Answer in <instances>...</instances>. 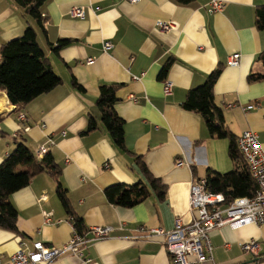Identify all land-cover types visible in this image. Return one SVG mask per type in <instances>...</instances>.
<instances>
[{"label":"crops","instance_id":"0c3cea01","mask_svg":"<svg viewBox=\"0 0 264 264\" xmlns=\"http://www.w3.org/2000/svg\"><path fill=\"white\" fill-rule=\"evenodd\" d=\"M212 1L47 0L41 7L45 16L41 29L13 0H0V48L31 25L61 79V85L25 105L11 104L0 91V163L15 142L34 155L51 140L49 154L73 214L59 203L51 174L33 177L10 196L20 234L0 229V256L8 258L20 243L61 247L71 238L74 218H79L83 232L104 226L112 232L86 245L83 258L64 255L50 264H171L161 237H141L136 230L170 231L176 219L192 222L196 217L188 209L192 182L205 178L208 170L224 174L233 168L229 141L210 136L202 117L182 108L188 90L219 68L213 99L225 128L235 139L247 130L256 133L264 150V78L247 82L250 74L264 76L258 60L264 52V30L255 26L264 0H217L222 9L209 13ZM73 6L83 9L82 19L70 17ZM157 22L174 28L161 31ZM60 40L68 43L55 53L52 49ZM104 42L112 45L110 50H103ZM237 53L238 65L228 66V57ZM87 59L92 62L86 64ZM169 59L173 63L162 74ZM164 80L173 85L170 95L163 94ZM103 85L117 86L114 108L124 122L126 151L114 146L101 125L96 101ZM89 118L97 127L85 132ZM137 158L165 186L164 198L151 191L130 208L109 204L107 187L145 182ZM42 195L46 199L39 201ZM46 213H51L49 222ZM208 236L212 259L202 264H264V224L224 225ZM250 240L259 244L258 257L241 250L240 245Z\"/></svg>","mask_w":264,"mask_h":264},{"label":"trees","instance_id":"16d2710c","mask_svg":"<svg viewBox=\"0 0 264 264\" xmlns=\"http://www.w3.org/2000/svg\"><path fill=\"white\" fill-rule=\"evenodd\" d=\"M13 1L27 18L31 19L39 28L44 29L45 16L42 15L41 7L47 0ZM176 1L190 2V0ZM255 26L260 31L264 30V9L256 12ZM67 43V40H60L57 47L52 50L57 53ZM258 60L264 65V52L258 55ZM172 63L173 59H169L164 64L161 73L163 74ZM220 72L219 68L212 71L200 86L188 90L182 108L199 114L204 120L210 136L229 141L228 155L233 163V168L224 174L208 170L205 179L209 191L222 193L226 202L230 203L238 197H252L256 185L237 149L235 137L224 126L221 109L214 103L213 87ZM263 78L264 76L261 74H250L247 77V82L259 81ZM59 85H61V79L52 71L49 61L37 43L35 29L31 25L26 26L20 38L7 42L0 48V91L6 94L11 104L25 105ZM72 85L82 90L76 82L72 81ZM116 89V85L101 86L96 107L101 125L114 146L120 151H126L124 122L114 108ZM96 127L95 120L89 118L85 132L93 131ZM14 145L13 150L0 163V229L20 234L15 225L17 211L10 201V196L26 187L33 177L42 173H49L55 178V195L68 215H73L66 191L58 180L59 171L52 156L47 154L41 160H37L22 142H15ZM136 161L145 182L119 183L107 187L104 190V195L109 204L130 208L150 196L152 192L159 199L164 198L165 186L149 173L139 158ZM74 227L80 234L85 232H83L82 222L79 218H74Z\"/></svg>","mask_w":264,"mask_h":264},{"label":"built area","instance_id":"2783aa9c","mask_svg":"<svg viewBox=\"0 0 264 264\" xmlns=\"http://www.w3.org/2000/svg\"><path fill=\"white\" fill-rule=\"evenodd\" d=\"M127 1L136 3L139 0ZM222 4L220 1L213 0L209 5V13L220 11L223 7ZM69 14L72 18L82 19L84 17V12L77 7H73ZM156 25L161 31H169L174 28L171 23L157 22ZM110 49V43L105 42L103 50ZM239 58L238 53L230 55L227 59V65L237 66ZM91 61L88 59L86 63L89 64ZM172 88V83L164 80L163 94L170 95ZM129 99L135 101L133 95H130ZM236 144L256 185L252 197H238L227 203L222 193L209 191L207 180L200 178L193 181L189 189L188 209L196 212V217L192 222L182 224L180 219H176L174 228L170 231L158 227H140L136 230L141 237H161L163 247L171 259V264H202L211 260L212 246L208 234L213 229L224 225L236 228L251 224H264V150L256 133L249 130L238 136ZM52 145L53 142L49 141L46 146L38 147L35 150V156L41 159ZM45 198L42 195L39 201L45 200ZM50 216L51 213L44 215L47 222L50 221ZM69 219L70 221L73 220L72 217ZM72 226L71 238L61 247L43 244L39 241L31 243L30 247H27L25 243H20L18 251L8 258L0 256V264H50L64 255L83 258V248L86 245L107 238L112 232L111 227L104 226L91 227L80 234L74 224ZM240 246L244 254L259 256V244L255 240H250Z\"/></svg>","mask_w":264,"mask_h":264},{"label":"rangeland","instance_id":"374dc122","mask_svg":"<svg viewBox=\"0 0 264 264\" xmlns=\"http://www.w3.org/2000/svg\"><path fill=\"white\" fill-rule=\"evenodd\" d=\"M126 1H127V0H126ZM127 2H128V1H127ZM129 3H130V2H129ZM221 3H222V2H221ZM73 7H77V8H79V9H81V10L83 11V9H82L81 7H78V6H73ZM73 7H72V8H73ZM72 8H71V9H72ZM71 9H70V11H71ZM83 12H84V11H83ZM217 12H218V11H217ZM69 13H70V12H69ZM69 15H70V14H69ZM70 17H71V16H70ZM71 18H72V17H71ZM75 19H77V18H75ZM162 23H163V22H162ZM156 26H157V25H156ZM104 43H105V42H104ZM108 43H109V42H108ZM110 45H111V44H110ZM111 47H112V45H111ZM104 51H105V50H104ZM107 51H108V50H107ZM87 60H88V59H87ZM87 60H86V62H87ZM91 60H92V59H91ZM91 62H92V61H91ZM86 64H88V63H86ZM41 126H44V125H41ZM50 141H51V140H50ZM51 142H52V141H51ZM47 154H49V151H48L44 156H46ZM44 156H43V157H44ZM34 157H35L37 160H41V159L43 158V157H42L41 159H38V158L35 156V152H34ZM21 170H22V169H21ZM45 199H46V198H45Z\"/></svg>","mask_w":264,"mask_h":264}]
</instances>
